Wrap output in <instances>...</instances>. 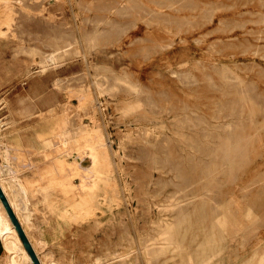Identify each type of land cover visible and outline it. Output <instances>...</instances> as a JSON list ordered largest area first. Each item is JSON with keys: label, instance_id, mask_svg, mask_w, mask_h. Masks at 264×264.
Segmentation results:
<instances>
[{"label": "rangeland", "instance_id": "374dc122", "mask_svg": "<svg viewBox=\"0 0 264 264\" xmlns=\"http://www.w3.org/2000/svg\"><path fill=\"white\" fill-rule=\"evenodd\" d=\"M15 8L17 35H0V145L29 153L20 179L36 182L55 161L38 136L48 115L67 104L90 125L69 98L90 92L129 185L125 228L142 246L113 258L119 218L68 225L40 194L29 198L27 229L43 262L264 264V0H15ZM6 251L0 235V264H9Z\"/></svg>", "mask_w": 264, "mask_h": 264}, {"label": "bare ground", "instance_id": "6f19581e", "mask_svg": "<svg viewBox=\"0 0 264 264\" xmlns=\"http://www.w3.org/2000/svg\"><path fill=\"white\" fill-rule=\"evenodd\" d=\"M16 25L17 11L15 0H0V35H8L11 32L16 36L17 34L14 31ZM77 91L69 94V98L74 95L79 98L74 97L80 101L77 107L81 111H86L82 114L89 116L91 124H85V121L82 119L84 117L82 116L79 118L72 117L67 110V104L62 113L57 114L52 110L53 113L49 114V117L46 119L47 129L38 132V136L45 138L44 140L51 144L49 149L50 155L55 161L53 160L49 169L41 173L34 183L23 182L20 179L21 167L26 166L27 163H23L22 165V161L19 159L28 158V152L26 151L27 153L24 158H20L18 154L24 150H20L21 152L16 153L17 155L13 154L12 151L14 150L15 153L16 148H13L15 146L11 147L10 143L6 142L7 145L2 142L0 154L4 165L0 166V184L30 240L31 237L27 229V223L33 211L31 212V208H29V198L30 196L36 197L41 194L43 199H40L43 200L48 210L56 214L60 220L68 225L74 224L79 227L93 221L99 223L108 215L113 219L119 218L121 236L116 246L120 247L121 252L116 254L118 248L113 250V258L139 253L142 249L139 239H135L133 242L131 232H128L125 228L128 221L127 215L129 214L127 209L132 202L129 196L127 179L123 176L121 169L114 163L112 147L107 133H105L99 124V118L95 114L97 109L94 107L92 101H89L90 96L88 94L90 92L87 94L82 90ZM69 101L71 102V100ZM138 103L141 104L139 101ZM16 150L18 151L19 149L17 148ZM23 153L25 155V152ZM131 216L134 219L132 214ZM160 225L165 226V230L168 231L172 227V223L169 222L168 218ZM0 235L4 247L9 253L7 256L9 264H34L1 198ZM129 240L132 243L131 241L130 243H126ZM31 242L42 264H45L35 243L32 240ZM108 257L111 258V255ZM146 260V262L149 261L147 255Z\"/></svg>", "mask_w": 264, "mask_h": 264}, {"label": "water", "instance_id": "95a60500", "mask_svg": "<svg viewBox=\"0 0 264 264\" xmlns=\"http://www.w3.org/2000/svg\"><path fill=\"white\" fill-rule=\"evenodd\" d=\"M0 198H1V200H2V202L4 204V206H5V208H6L7 212H8V214H9L12 222L14 223V225H15V227H16V229H17V231H18V233H19V235H20V237H21L26 249L28 250V252H29L34 264H42V262H41V260H40V258L38 256V254H37L32 242H31V240L29 239V237H28V235H27V233H26V231H25L20 219L18 218L15 210L13 209V207H12V205H11V203H10L6 193H5V191L3 190L1 184H0Z\"/></svg>", "mask_w": 264, "mask_h": 264}]
</instances>
